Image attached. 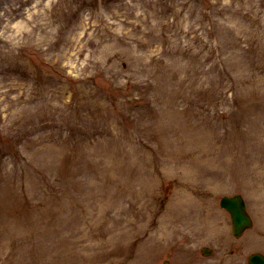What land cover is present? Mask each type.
<instances>
[{"label":"rangeland","instance_id":"1","mask_svg":"<svg viewBox=\"0 0 264 264\" xmlns=\"http://www.w3.org/2000/svg\"><path fill=\"white\" fill-rule=\"evenodd\" d=\"M263 178L264 0H0V264H248Z\"/></svg>","mask_w":264,"mask_h":264},{"label":"water","instance_id":"2","mask_svg":"<svg viewBox=\"0 0 264 264\" xmlns=\"http://www.w3.org/2000/svg\"><path fill=\"white\" fill-rule=\"evenodd\" d=\"M221 206L225 207L232 220V229L234 234L239 235L241 231L251 225V219L245 210V205L239 194L233 196H223L220 200ZM203 253L207 254L208 250L203 248ZM250 264H264V256L254 253L249 256Z\"/></svg>","mask_w":264,"mask_h":264},{"label":"bare ground","instance_id":"3","mask_svg":"<svg viewBox=\"0 0 264 264\" xmlns=\"http://www.w3.org/2000/svg\"><path fill=\"white\" fill-rule=\"evenodd\" d=\"M262 183L264 184V178L262 179Z\"/></svg>","mask_w":264,"mask_h":264}]
</instances>
